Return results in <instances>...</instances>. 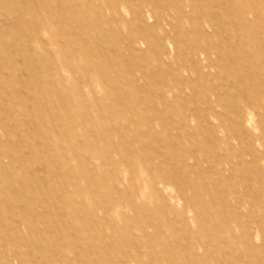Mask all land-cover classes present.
I'll return each mask as SVG.
<instances>
[{
    "label": "rangeland",
    "instance_id": "obj_1",
    "mask_svg": "<svg viewBox=\"0 0 264 264\" xmlns=\"http://www.w3.org/2000/svg\"><path fill=\"white\" fill-rule=\"evenodd\" d=\"M0 264H264V0H0Z\"/></svg>",
    "mask_w": 264,
    "mask_h": 264
}]
</instances>
